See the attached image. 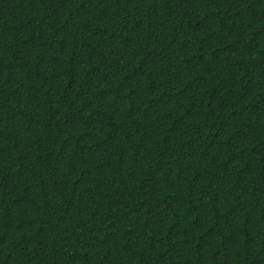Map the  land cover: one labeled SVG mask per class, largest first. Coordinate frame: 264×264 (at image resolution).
<instances>
[{
    "label": "trees",
    "instance_id": "trees-1",
    "mask_svg": "<svg viewBox=\"0 0 264 264\" xmlns=\"http://www.w3.org/2000/svg\"><path fill=\"white\" fill-rule=\"evenodd\" d=\"M0 264H264V0H0Z\"/></svg>",
    "mask_w": 264,
    "mask_h": 264
}]
</instances>
